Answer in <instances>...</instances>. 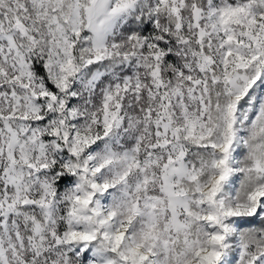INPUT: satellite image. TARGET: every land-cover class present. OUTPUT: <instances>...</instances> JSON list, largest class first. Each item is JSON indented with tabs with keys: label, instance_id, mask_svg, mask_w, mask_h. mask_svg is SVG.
<instances>
[{
	"label": "snow or ice",
	"instance_id": "snow-or-ice-1",
	"mask_svg": "<svg viewBox=\"0 0 264 264\" xmlns=\"http://www.w3.org/2000/svg\"><path fill=\"white\" fill-rule=\"evenodd\" d=\"M0 264H264V0H0Z\"/></svg>",
	"mask_w": 264,
	"mask_h": 264
}]
</instances>
